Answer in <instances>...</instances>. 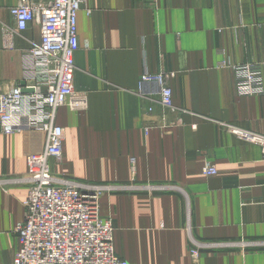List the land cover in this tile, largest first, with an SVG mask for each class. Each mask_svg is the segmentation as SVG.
<instances>
[{"label":"crops","instance_id":"obj_1","mask_svg":"<svg viewBox=\"0 0 264 264\" xmlns=\"http://www.w3.org/2000/svg\"><path fill=\"white\" fill-rule=\"evenodd\" d=\"M17 1L0 0L3 92L43 82L30 54L39 27L15 30L10 8ZM77 39L72 86L86 95L87 108L56 111L65 139L62 162L51 160V170L88 184L175 187L100 196L117 257L192 264L187 229L201 242L264 241V157L228 129L264 135V0H86ZM218 50L230 65L258 70L261 92L241 95L235 71L217 65ZM144 72L174 73L171 110L155 84H140ZM161 118L167 128L153 127ZM43 144L35 131L0 130V264H11L19 249L28 190L10 180L25 175L27 156ZM206 165L217 173L204 176ZM199 264H264V247L201 252Z\"/></svg>","mask_w":264,"mask_h":264},{"label":"built area","instance_id":"obj_2","mask_svg":"<svg viewBox=\"0 0 264 264\" xmlns=\"http://www.w3.org/2000/svg\"><path fill=\"white\" fill-rule=\"evenodd\" d=\"M86 0H18L10 8L14 28L24 31L30 24L39 27V44L30 49L35 72L42 83L24 82V86L0 91V130L4 134L35 131L43 138L40 152L27 156L25 175L10 182L27 186L23 202V220L17 225L19 249L11 264H127L117 257L113 247V227L109 219L99 215V198L103 193H147L173 191L169 185L131 186L119 184H88L55 174L50 161L62 162L65 132L55 124L56 111L67 107L71 111L87 108L85 94L73 90V55L79 49L77 39V14ZM12 34L5 32L4 42L9 47ZM217 54L224 60V52ZM218 62L225 67L224 61ZM238 92L254 95L261 92L260 72L250 66H233ZM172 75L159 72L145 73L140 84L152 83L158 87L159 102L163 108L172 106L169 81ZM22 89L31 90L23 93ZM167 128L160 119L153 127ZM147 129V128H146ZM146 131V130H145ZM233 134L261 148L264 138L243 130ZM217 170L212 165L202 169L204 176ZM5 182L0 179V185ZM188 232V253L194 264L201 252L226 249L264 247V241L255 242H201Z\"/></svg>","mask_w":264,"mask_h":264},{"label":"rangeland","instance_id":"obj_3","mask_svg":"<svg viewBox=\"0 0 264 264\" xmlns=\"http://www.w3.org/2000/svg\"><path fill=\"white\" fill-rule=\"evenodd\" d=\"M224 55V54H223ZM224 58V57H223ZM221 61H224V63L226 64V66L224 67H220V68H230L231 70H233L234 71V69H233V66L232 65H230V63L227 61V60H221ZM247 66H249V65H247ZM251 67V69H253L254 70V68H252V66H250ZM145 73H147V72H144L143 74H142V76L145 74ZM168 73H170L171 75H172V77L170 78V80L175 76L174 75V73H172V72H164V74H168ZM152 75H157V73L156 74H152ZM141 76V77H142ZM141 80V79H140ZM260 80H261V85H260V87H261V90H262V79H261V77H260ZM235 85H236V87L238 86V82H237V78H235ZM165 109V108H164ZM166 109H169V110H171L172 109V106L170 107V108H166ZM177 124H179V123H177ZM228 129H229V131L230 132H232V130H234L235 128H232V127H230V126H228ZM237 130V129H236ZM250 133V132H249ZM253 134V133H252ZM236 136V135H235ZM260 136H262L263 138H264V135H260ZM261 149V148H260ZM261 153H262V151H261ZM262 155H263V157H264V154L262 153ZM161 185H165V184H161ZM241 241H243V242H251V241H244V240H241ZM240 242V241H239ZM252 242H255V241H252ZM232 243H237V242H232ZM246 249H252V248H244V249H239V250H241V251H244V250H246ZM218 251V250H217ZM189 254V253H188ZM189 258H190V255H189ZM190 260H191V258H190ZM191 263L192 264H194L193 262H192V260H191ZM196 264H199V260H198V262L196 263Z\"/></svg>","mask_w":264,"mask_h":264},{"label":"water","instance_id":"obj_4","mask_svg":"<svg viewBox=\"0 0 264 264\" xmlns=\"http://www.w3.org/2000/svg\"><path fill=\"white\" fill-rule=\"evenodd\" d=\"M21 86H24V83H22ZM22 92L23 93H29V92H31V90L22 89Z\"/></svg>","mask_w":264,"mask_h":264}]
</instances>
